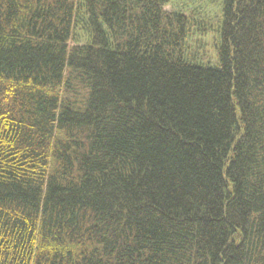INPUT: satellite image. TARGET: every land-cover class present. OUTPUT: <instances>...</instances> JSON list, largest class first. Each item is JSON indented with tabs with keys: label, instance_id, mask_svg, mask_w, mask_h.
<instances>
[{
	"label": "trees",
	"instance_id": "obj_1",
	"mask_svg": "<svg viewBox=\"0 0 264 264\" xmlns=\"http://www.w3.org/2000/svg\"><path fill=\"white\" fill-rule=\"evenodd\" d=\"M176 2L0 0V264H264V0Z\"/></svg>",
	"mask_w": 264,
	"mask_h": 264
},
{
	"label": "rangeland",
	"instance_id": "obj_2",
	"mask_svg": "<svg viewBox=\"0 0 264 264\" xmlns=\"http://www.w3.org/2000/svg\"><path fill=\"white\" fill-rule=\"evenodd\" d=\"M173 5L166 8L167 11H179L186 14L200 13L205 16V20L209 23L206 26V32H196V28L191 31L188 39L190 60L193 64L214 67L215 45L219 38V25L216 26L214 18L220 16L221 0H179ZM215 11V12H214ZM208 14V16H207ZM208 19H212L210 22ZM218 27V28H217Z\"/></svg>",
	"mask_w": 264,
	"mask_h": 264
}]
</instances>
